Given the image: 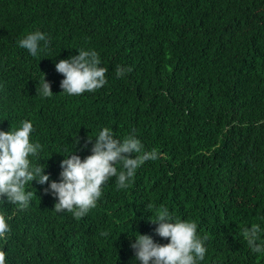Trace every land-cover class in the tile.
Returning <instances> with one entry per match:
<instances>
[{
    "label": "trees",
    "instance_id": "obj_1",
    "mask_svg": "<svg viewBox=\"0 0 264 264\" xmlns=\"http://www.w3.org/2000/svg\"><path fill=\"white\" fill-rule=\"evenodd\" d=\"M37 30L51 39L32 56L18 42ZM81 49L99 54L107 84L68 95L55 64ZM117 66L132 71L118 78ZM25 120L42 145L32 163L53 181L105 127L159 155L127 188L102 185L80 219L35 181L27 209L0 200L6 264H139L137 234L168 243L149 222L161 207L207 236L199 264H264L243 237L259 224L264 243V0H0V131Z\"/></svg>",
    "mask_w": 264,
    "mask_h": 264
},
{
    "label": "clouds",
    "instance_id": "obj_2",
    "mask_svg": "<svg viewBox=\"0 0 264 264\" xmlns=\"http://www.w3.org/2000/svg\"><path fill=\"white\" fill-rule=\"evenodd\" d=\"M50 39L48 34L37 30L20 39L18 44L36 56L49 46ZM100 65L99 54L94 50L81 49L77 55L59 60L55 70L64 77L59 84L61 92L80 95L101 89L107 84L108 69ZM131 71V67L117 66L116 76L120 78ZM40 92L44 97L53 95L44 74ZM21 125L15 131H0V200L15 204L20 210L29 207L35 192L26 189L30 182L35 181L39 185H48L44 191L55 197L56 212L67 210L80 219L96 207L103 195L102 185L115 177L118 189L127 188L137 169L146 161L156 160L159 155L155 149L144 151L143 144L134 133L121 142L114 138L112 130L105 127L95 139L87 137L85 147L92 145L90 155L81 159L72 153L60 162V179L57 182L44 173L45 165L32 163L31 158L38 156L42 145L30 142V134L34 131L31 121H22ZM117 165L121 166L119 170ZM149 222L157 225L155 234L167 239L168 243L160 244L150 235L137 234L130 247L139 264H199L204 259L207 236L202 238L198 235L195 222L179 218L173 220L167 207H161L156 218ZM10 231L5 215L0 214V240H6ZM260 233V225L253 224L243 230V237L253 253L264 254V243L257 242ZM107 235V232L101 233V236ZM6 255L0 250V264H6Z\"/></svg>",
    "mask_w": 264,
    "mask_h": 264
}]
</instances>
